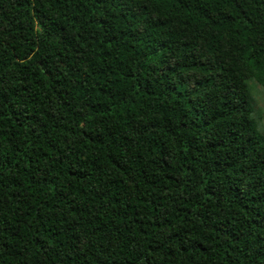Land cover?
<instances>
[{"label":"trees","instance_id":"obj_1","mask_svg":"<svg viewBox=\"0 0 264 264\" xmlns=\"http://www.w3.org/2000/svg\"><path fill=\"white\" fill-rule=\"evenodd\" d=\"M262 62L264 0H0V264H264Z\"/></svg>","mask_w":264,"mask_h":264},{"label":"snow or ice","instance_id":"obj_2","mask_svg":"<svg viewBox=\"0 0 264 264\" xmlns=\"http://www.w3.org/2000/svg\"><path fill=\"white\" fill-rule=\"evenodd\" d=\"M156 3H166L167 0H155ZM256 61L249 60V66H254ZM248 95L261 108V115H264V62L260 64V74L245 81Z\"/></svg>","mask_w":264,"mask_h":264},{"label":"rangeland","instance_id":"obj_3","mask_svg":"<svg viewBox=\"0 0 264 264\" xmlns=\"http://www.w3.org/2000/svg\"><path fill=\"white\" fill-rule=\"evenodd\" d=\"M254 106L256 107L254 113H253V117L254 119L256 120L257 124H258V127H259V130L260 132H262L264 134V115L262 117L261 115V108L260 106H258L255 101H254Z\"/></svg>","mask_w":264,"mask_h":264}]
</instances>
